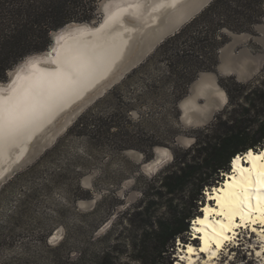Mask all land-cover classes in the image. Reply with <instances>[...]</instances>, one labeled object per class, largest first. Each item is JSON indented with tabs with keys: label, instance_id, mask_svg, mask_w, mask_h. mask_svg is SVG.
<instances>
[{
	"label": "rangeland",
	"instance_id": "374dc122",
	"mask_svg": "<svg viewBox=\"0 0 264 264\" xmlns=\"http://www.w3.org/2000/svg\"><path fill=\"white\" fill-rule=\"evenodd\" d=\"M103 1L98 6V18L88 22L89 26H83L88 28L99 26L105 17V14L102 17L103 13L100 10ZM148 6L151 7V4L147 1L146 13L150 8ZM126 20L129 26L138 27L129 17ZM99 21L100 23L97 24ZM74 27L68 26L64 31L72 33L78 29ZM132 47L125 60L118 64L109 77L100 82L73 109L58 116L57 125L66 120L68 123L55 142L33 159L29 158L33 154L31 151L30 155L2 180L0 185V264H96L98 257L115 250L120 251V256L113 254L114 258L120 259L117 264H135L129 254H121V251L129 250L123 247L127 245V238L132 236V232L127 230L126 223L122 225L120 223L126 213L140 203L145 180H149L171 165L178 148L192 147L196 143V137L200 135L199 132H208L210 128L217 125L220 121L217 117L229 104V94L223 82L233 79L237 84L256 85L264 71L263 23L251 33L232 34L230 41L219 52L215 70L200 73L189 86L187 95L175 106L172 103V94L176 92L177 87L173 86L177 85L176 82L160 88L162 95H145L144 97L141 95L142 99H138L146 84L157 86L163 84H159L157 79L159 75L157 76L154 70L149 75H139L132 80H127L128 75L134 70L132 67H126L137 49L135 46ZM229 47V54L235 59L223 60L225 49ZM49 51L51 49L48 48L45 53ZM45 53L41 55L44 56ZM30 58L18 64L19 67ZM225 63H234L245 72L250 71L256 75L240 78L236 72L220 74L219 68ZM3 83H8V77ZM209 85L212 86L205 95H202L201 91ZM221 93H223V99ZM225 97L227 103L224 102ZM136 99L140 101L137 102ZM220 101L223 102L222 106ZM189 102L194 103L198 108V110L193 108L188 110V112L194 110L187 120L197 119L195 124H188L183 119L187 113L184 106ZM128 104L137 106L136 110L125 115L129 123L128 135L125 133L115 139L107 135V139H104L107 143L109 140H116L119 147L125 150L105 146L99 150L86 151L84 140L78 137L68 138L70 128L85 113L94 116L99 113L108 114ZM76 108L79 109L73 113ZM207 109L210 110L208 115ZM120 112L123 113L122 110ZM49 128L47 130L53 129V124ZM126 138H129L132 143L126 144L125 140H128ZM60 140L65 141L64 152L59 154L57 152L54 158L56 166H54L53 147ZM193 140L194 143L189 146L188 142ZM33 145L35 146L36 142ZM261 149L253 151L259 152ZM165 152L171 157L170 159L163 155ZM238 155L245 156V153ZM35 164H38L37 169L27 173V170ZM158 164V167L152 169ZM54 171L60 175L56 176L57 183L53 186ZM229 172L221 175L222 180L217 182L216 186L223 183ZM21 174L24 175L21 176ZM15 176L20 177V180L6 190L5 187ZM212 188H206L204 194L211 192ZM32 189L38 192L34 193ZM204 207L203 198L191 219L189 231L182 239L177 240L187 241V245L195 246L193 224ZM241 234L240 242L238 241L239 250H236L235 246L224 249V254L230 251L236 252L235 256L226 261V264H249L252 259H255V262L250 264H263L264 258L260 260L254 254L246 255L250 249L259 247L257 242L260 238L254 237L249 243L248 237L252 234ZM187 245L175 242L174 250L170 249V252L164 256L165 263L176 264L177 255L184 253L182 251L178 254L176 249ZM197 259L199 264H203L202 256ZM221 259L222 256H218L220 264Z\"/></svg>",
	"mask_w": 264,
	"mask_h": 264
},
{
	"label": "trees",
	"instance_id": "16d2710c",
	"mask_svg": "<svg viewBox=\"0 0 264 264\" xmlns=\"http://www.w3.org/2000/svg\"><path fill=\"white\" fill-rule=\"evenodd\" d=\"M102 1L0 0V82H5L9 71L27 57L47 51L53 32L70 23L97 19ZM263 23L264 0H214L161 44L127 80L156 71L158 82L163 85L146 84L138 99H142L141 95H162L160 88L176 82L177 85H173L177 87L176 92L172 94V103L176 106L200 73L215 70L219 52L232 34L251 33ZM223 84L229 94V104L217 117L220 121L208 132H199L192 147L178 148L171 165L145 180L140 203L130 209L120 223H126L127 230L132 232L123 247L129 250L121 254H129L135 264H166L164 256L170 249L174 250L176 240L189 231L204 190L221 182V175L229 172L234 156L264 147V71L256 85L237 84L233 79ZM138 99L135 101H140ZM136 107L128 104L95 116L85 113L70 128L68 138L84 140L86 151L105 146L125 150L116 140H109V144L104 139L107 135L115 139L127 134L129 123L125 115ZM126 139V144L132 143ZM64 142L60 140L53 147L54 166L57 152H64ZM37 166H32L27 173L34 172ZM59 175L53 172V186ZM18 180L20 177L15 176L5 189ZM114 253L120 256L118 250L107 252L98 257L96 264H117L120 259L114 258Z\"/></svg>",
	"mask_w": 264,
	"mask_h": 264
},
{
	"label": "bare ground",
	"instance_id": "6f19581e",
	"mask_svg": "<svg viewBox=\"0 0 264 264\" xmlns=\"http://www.w3.org/2000/svg\"><path fill=\"white\" fill-rule=\"evenodd\" d=\"M147 1L151 4V7L148 6L150 7L148 13H146ZM147 1L110 0L106 2L103 5L105 17L103 16L104 19L99 26L88 28L79 24H69V27L75 26L78 29H74L75 31L70 33L64 31L68 26L63 28L55 37V44L53 47L51 46V51L45 53L44 56L40 54L41 56L31 57L20 67L18 65L13 80L0 84V180L11 171L15 164L24 159L30 146L35 142L34 140L42 136L41 134L49 129L59 115L69 110L100 82L109 77L118 64L127 57V53L137 40L148 33L151 26L160 24V21L166 16H173L169 12L177 11V15H180L179 12L182 11L184 5L192 0ZM127 17L138 27L129 26L126 22ZM60 35H63L64 39L58 43L56 38ZM53 49H59L60 54L57 55ZM53 60L61 63L72 60L80 70V79L75 83H68L49 78L46 73L54 71L58 66L52 63ZM30 61L32 63H29ZM18 72L22 77L20 80H17ZM211 86L203 89L201 94L205 95ZM13 88L16 89L15 92H12ZM220 102L222 106L223 102ZM189 108L198 110L192 102L184 106L187 113ZM209 113L210 110L207 109V115ZM201 120L203 121V119ZM24 128L27 130L21 131ZM252 152L253 155L264 154V147L259 152L253 150ZM239 156L244 159L246 153L245 156ZM243 166L252 167L248 163ZM256 171H264V160L255 161L253 175ZM229 177L241 179L238 172L231 171L219 187H226L225 181ZM251 189L250 195H252L253 202H255V196L259 194L262 204H264V191H258V186L255 185L251 186ZM208 202L209 207H216L213 203L211 204V201ZM201 218H207L211 223L223 219L215 215L207 216V214ZM193 226L195 237H198L200 234L195 229L199 225L194 223ZM241 233L245 232L241 231L240 236ZM262 236L264 233H261L258 227L256 237L259 239ZM238 241L240 242V239ZM229 246L234 245H226L225 248ZM256 250H259V247ZM181 254L185 257L188 256L187 252ZM201 256L193 257L194 264H199L197 258H201ZM257 257L263 260L264 252H261V255ZM253 262L255 259L250 261V263ZM180 263L188 264V261L183 260ZM208 264H220L218 257L210 260Z\"/></svg>",
	"mask_w": 264,
	"mask_h": 264
},
{
	"label": "snow or ice",
	"instance_id": "6c2138e0",
	"mask_svg": "<svg viewBox=\"0 0 264 264\" xmlns=\"http://www.w3.org/2000/svg\"><path fill=\"white\" fill-rule=\"evenodd\" d=\"M57 42L64 39L63 35L58 36ZM57 55L60 54L59 49H53ZM29 63H32L31 61ZM53 64L58 66L54 71L46 73V75L52 80L66 81L68 83H75L80 79V70L72 60L61 63L56 60L52 61ZM35 64L33 63V67ZM22 79L19 72L17 73V80ZM16 83V81H13ZM16 89L13 88L12 92ZM223 99V93H221ZM12 99V97H9ZM24 128L21 131H26ZM166 158L170 159L168 153L163 154ZM264 160V154L253 155V152L249 149L246 150V157L242 159L240 156H234L231 161L232 166L229 171H235L239 173L240 180L236 177H229L226 181V187L221 188L219 186L213 187L211 192H205L204 202L205 207L200 210V216H197L194 223L199 225L195 229L200 235L193 237L195 240V246L187 245V241L177 240V244H185L186 247L177 248L176 252L179 254L184 251L188 253V256L177 255L176 264L180 261L187 260L188 264H194L193 257H199L202 255L203 264H208L212 259L222 256L221 264H226L228 259L236 255L235 251H230L228 254H224L223 250L226 245H234L236 250L240 249V244L237 241L240 238V232H250L251 237H248V242L251 243L254 237L257 235V228L260 232L264 233V204H262V198L259 194L255 196V202H253L252 195H250L251 186H258V191H264V171H256L255 161ZM245 163L251 164V168L244 167ZM208 201H211L215 208L208 206ZM207 216H218L223 218L222 220H216L215 223H211ZM250 225H252L250 227ZM259 250L255 248L250 249L246 255L260 256L261 252H264V236L257 242Z\"/></svg>",
	"mask_w": 264,
	"mask_h": 264
},
{
	"label": "water",
	"instance_id": "95a60500",
	"mask_svg": "<svg viewBox=\"0 0 264 264\" xmlns=\"http://www.w3.org/2000/svg\"><path fill=\"white\" fill-rule=\"evenodd\" d=\"M108 1H110V0H104L103 5ZM213 1L214 0H192V1H189L188 3H186L184 5V7L182 8V11L179 12L180 15L179 14L177 15V11L176 12L172 11L171 13L169 12V14H172L173 16L164 17L160 21V24L155 25V26H151L150 27L151 31L149 30L146 35H143L142 37H140L137 40L136 44L134 45L135 47H137L136 52L129 59V62L126 65V67L127 68L132 67L133 69H135L138 66H140L147 57H149L162 43L165 42L166 39H168L169 37L178 33L186 24H188L195 17H197L202 11H204V9L207 8ZM103 5L101 6L100 10L104 16L105 12L103 9ZM101 20H102V18H101ZM100 21L97 24H99ZM70 24L90 25L89 23H70ZM65 27H63V28H65ZM62 29L52 33V44H51V46H53L55 44V37L57 36V34ZM51 46L49 47V49H51ZM229 51H230V47L225 49V53L222 57L223 60H234L235 59V57H232L229 54ZM43 53H45V52H43ZM43 53L35 54V55L29 56L27 58L34 57V56H37V55H40ZM17 67H18V65L8 73V81L11 82L13 80V78L16 74ZM219 72H220V74H227L229 72H236L237 76L240 78H243L246 76H251V75L252 76L256 75L255 73L250 72V71L245 72L244 69L240 68L239 66L235 65L234 63H232V64L225 63V64L221 65L219 68ZM0 84H4V83L0 82ZM84 99L75 103L69 110L73 109L74 106L79 104ZM78 109L79 108L74 109L73 113H74V111H76ZM66 112H64V113H66ZM190 113L191 112L186 113L185 116L183 117V119L185 121H187L188 124H193L195 122V120H193V119L187 120V117L189 116ZM56 121H57V119L53 123V129L47 130L44 135L38 137L35 141L36 142L35 146L33 145L34 143L30 146V150L27 153V155L24 157V159L30 155L31 151H33V154H31V156L29 158L33 159L38 153H40L46 147H48L49 145L54 143L55 140L59 137V135L62 132H64V130L67 126L68 120H66L64 123H60L58 125L56 124ZM20 163L15 164L12 167L11 171L8 172L2 180H4L11 172H13ZM159 164L157 166H153L152 169H155L156 167H158ZM2 180H0V185L2 183Z\"/></svg>",
	"mask_w": 264,
	"mask_h": 264
},
{
	"label": "clouds",
	"instance_id": "9594fccd",
	"mask_svg": "<svg viewBox=\"0 0 264 264\" xmlns=\"http://www.w3.org/2000/svg\"><path fill=\"white\" fill-rule=\"evenodd\" d=\"M224 102L227 103V99H226V97H225V99H224ZM191 143H194V140L188 142L189 146H190Z\"/></svg>",
	"mask_w": 264,
	"mask_h": 264
}]
</instances>
